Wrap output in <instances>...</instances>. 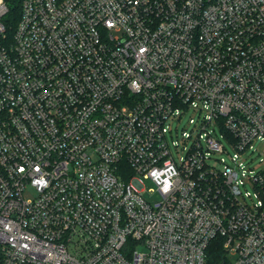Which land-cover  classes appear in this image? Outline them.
<instances>
[{
  "label": "built area",
  "instance_id": "built-area-1",
  "mask_svg": "<svg viewBox=\"0 0 264 264\" xmlns=\"http://www.w3.org/2000/svg\"><path fill=\"white\" fill-rule=\"evenodd\" d=\"M8 12L0 264H264V0Z\"/></svg>",
  "mask_w": 264,
  "mask_h": 264
},
{
  "label": "rangeland",
  "instance_id": "rangeland-1",
  "mask_svg": "<svg viewBox=\"0 0 264 264\" xmlns=\"http://www.w3.org/2000/svg\"><path fill=\"white\" fill-rule=\"evenodd\" d=\"M190 115H193V116H196L197 117V112H195L194 110H191L190 112H189V114L187 115V117L185 118V124L187 125V127H189V125L187 124V120H188V116H190ZM189 130H190V128H188ZM181 133H182V130L179 128V130H178V135H179V137H181ZM175 135H177V134H175ZM257 145H258V147H260V151H261V154H259L258 153V151H256L254 154V158H255V161H259V159H261L262 157H264V146L262 145V143L261 142H258L257 143ZM228 148H229V151L232 153L233 151H234V149H233V147L232 146H228ZM223 156H225L227 159H229V156L226 154V155H223ZM219 166H221L222 167V165L221 164H219ZM145 183H146V185L148 186V187H151L152 186V182L150 181V180H148V179H146L145 180ZM138 249H140V248H138ZM230 258H231V260H235V255H233V254H230Z\"/></svg>",
  "mask_w": 264,
  "mask_h": 264
},
{
  "label": "trees",
  "instance_id": "trees-1",
  "mask_svg": "<svg viewBox=\"0 0 264 264\" xmlns=\"http://www.w3.org/2000/svg\"><path fill=\"white\" fill-rule=\"evenodd\" d=\"M9 6V12L6 17L7 21L16 23L20 15V0H6ZM0 261H1V251H0Z\"/></svg>",
  "mask_w": 264,
  "mask_h": 264
}]
</instances>
